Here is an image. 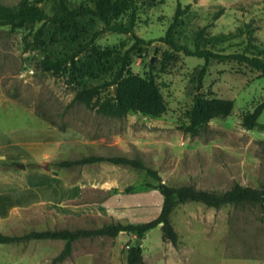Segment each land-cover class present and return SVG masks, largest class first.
<instances>
[{"label":"rangeland","instance_id":"374dc122","mask_svg":"<svg viewBox=\"0 0 264 264\" xmlns=\"http://www.w3.org/2000/svg\"><path fill=\"white\" fill-rule=\"evenodd\" d=\"M24 1L33 2L0 3L17 5ZM136 1L135 34L151 43L139 44L132 50L129 69L140 76L153 75L166 102L164 114L150 117L128 112L111 117L82 102L67 106L77 88L109 81L120 57L134 43L130 34L112 32L101 33L90 42L102 28L92 17L79 18L76 29L70 32L49 22L19 29L0 27V113L9 114L17 129L42 126L73 130L67 140L75 146L65 155L67 159L120 155L139 158L173 186L193 184L222 191L238 182L253 189L264 188V108L257 127L247 130L241 124L242 115L264 99V76L258 77L256 70L242 63L212 62L202 80V91L211 97L231 99L233 109L227 117L214 118L207 127L191 134L183 128L203 59L186 56L156 41L164 35L180 3L181 8L188 9L175 30L178 43L192 47L197 30L204 27L206 35L235 34L216 44L214 50L252 55L256 48L264 49V0ZM37 5L51 13L50 3ZM220 7L224 8L223 14L214 18ZM245 24L254 28L251 35L238 32ZM74 52L75 64L67 66L63 73L55 75L40 69L43 58H64ZM110 91L108 88L102 94ZM49 134L51 140L57 139L55 133ZM56 158L54 155L49 161L48 169L47 163L36 161L33 162L38 166L30 168H43L56 175ZM65 172L70 181L73 177L84 178L82 201H107L109 218L66 220L59 218L55 209L37 206L27 219L31 229L26 225L23 230L95 228L118 222L141 224L157 216L152 211H156L159 194L143 186L145 181H152L144 171L102 162L75 166ZM128 185L135 187L132 193H111L112 189ZM170 220L179 235V244L173 247L163 242L159 226L145 233L140 244L143 264H264V202L218 209L186 202L173 209ZM119 234L80 238L72 243L71 255L58 264H125L128 250L138 238L135 234ZM15 243L0 249V264L6 258L12 264L14 254L16 264H51L64 245L62 240L49 239Z\"/></svg>","mask_w":264,"mask_h":264},{"label":"trees","instance_id":"16d2710c","mask_svg":"<svg viewBox=\"0 0 264 264\" xmlns=\"http://www.w3.org/2000/svg\"><path fill=\"white\" fill-rule=\"evenodd\" d=\"M42 2L50 3L51 13L37 4ZM136 0H85L73 2L70 0H33V2H21L17 5H6L0 3V27L19 29L31 27L37 22H46L56 25L62 31L76 29L77 20L83 17L97 19L102 28L96 31L91 39L92 42L98 35L104 32L119 34H130L134 39L133 45L127 49L118 61L112 78L109 81L99 83L94 86H82L77 88L73 98L68 103V107L76 102H82L85 106L94 109L97 113L108 116H125L128 112H136L150 117H159L166 112L167 106L160 88L152 74L140 76L129 69V57L132 50L139 44H150L135 34L137 20ZM188 6L181 8L180 3L176 4L174 14L164 35L156 39L173 51L182 52L186 56H193L203 59L196 77V93L193 97L191 107L188 109L187 125L183 130L191 134L208 126L210 120L214 118H225L230 115L233 109V101L228 98H217L206 95L202 91V80L212 62L226 63L237 62L245 64L247 67L256 70L258 77L264 76V49H255L254 54L248 55L246 52H236L225 54L214 50L218 43L225 42L234 32H220L216 35H206L205 28L198 29L192 42V47L187 44H180L175 39V30L179 25L181 16L186 13ZM224 12L220 7L214 14L218 18ZM42 25L34 34L35 38L41 32ZM254 28L245 24L239 33L251 35ZM251 40L248 41L250 43ZM156 49V48H155ZM74 52L64 58L45 57L40 61V69L58 75L64 72L67 66L75 64ZM111 88L110 93L102 94L104 90ZM264 108V99L255 105L250 111H246L241 118V124L251 130L258 126V118ZM108 162L114 165H125L135 170L144 171L146 176L152 181H145L143 186L147 189L157 190L162 196V205L158 215L141 224L132 223H109L95 228H75V229H46L43 231H29L22 235H5L0 233V244L15 243L24 240H62L64 245L62 250L56 255L51 264H58L68 258L72 253V243L80 238H90L95 236L116 237L119 233L135 234L141 239L146 230L159 226L162 234V241L170 243L173 247L179 244V235L174 229L170 215L173 209L186 202H197L209 208L218 209L224 205L239 206L244 204H254L264 202V188L253 189L243 186L238 182L222 191H213L197 188L193 184L169 185L165 183L158 172L147 167L139 158L126 156H98L90 155L75 160H60L53 163L56 168H70L73 166ZM16 162L0 161V168H10L16 166ZM28 167H37L38 163L27 164ZM135 187L128 185L122 189H112L111 193H132ZM110 194V193H109ZM141 247L131 246L126 256L125 264H143Z\"/></svg>","mask_w":264,"mask_h":264},{"label":"crops","instance_id":"0c3cea01","mask_svg":"<svg viewBox=\"0 0 264 264\" xmlns=\"http://www.w3.org/2000/svg\"><path fill=\"white\" fill-rule=\"evenodd\" d=\"M12 121L9 114L0 113V161L17 163L14 167L0 168V233L5 235L26 233L27 231L23 229H27V219L32 217L33 209L37 206L55 209L59 218L66 220L90 222L92 219L109 218L111 209L108 211L107 201L99 203L82 201L81 191L85 180L73 177L70 181L65 170L72 167L58 168L57 174L54 175L43 168L33 169L26 165L33 161L49 163L54 155L58 161L71 160L65 155H69L75 146L73 141L67 140L69 134L74 131L49 130L42 126L17 129ZM50 132L56 134L55 141L50 139ZM86 156L90 155L83 157ZM19 164H24V167H19ZM158 194L156 211H152L155 215H158L162 205V196L159 192ZM116 210L120 212V208ZM30 223L28 221L29 229ZM11 244L16 243L0 244V249L10 247ZM12 259V264H16L15 254ZM10 261L6 258L4 264H11Z\"/></svg>","mask_w":264,"mask_h":264},{"label":"water","instance_id":"95a60500","mask_svg":"<svg viewBox=\"0 0 264 264\" xmlns=\"http://www.w3.org/2000/svg\"><path fill=\"white\" fill-rule=\"evenodd\" d=\"M19 167H21V168H23L24 167V165L23 164H19L18 165ZM45 168H49V164L47 163L46 165H45ZM158 226H155V227H153L152 229H155V228H157ZM152 229H148V230H146V232L145 233H148L150 230H152ZM142 243V239H136L135 240V247L136 248H138V247H140V244Z\"/></svg>","mask_w":264,"mask_h":264}]
</instances>
